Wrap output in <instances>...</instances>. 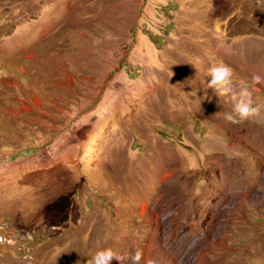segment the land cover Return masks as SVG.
Instances as JSON below:
<instances>
[{"label":"rangeland","instance_id":"rangeland-1","mask_svg":"<svg viewBox=\"0 0 264 264\" xmlns=\"http://www.w3.org/2000/svg\"><path fill=\"white\" fill-rule=\"evenodd\" d=\"M219 64L261 117L226 121ZM254 73L264 0H0V264H264Z\"/></svg>","mask_w":264,"mask_h":264},{"label":"clouds","instance_id":"clouds-1","mask_svg":"<svg viewBox=\"0 0 264 264\" xmlns=\"http://www.w3.org/2000/svg\"><path fill=\"white\" fill-rule=\"evenodd\" d=\"M208 75L210 79L207 88L211 89L212 93L218 98L228 97L233 104L232 111L225 114L226 121L231 124H241L262 116L261 106L254 105L252 94L247 87L241 88L239 92L235 90L232 80L233 70L228 65H213L208 69ZM251 81L253 86L264 85V77L255 73L252 75ZM28 238L31 239V236ZM0 244L14 246L16 241L0 236ZM24 259L30 264L33 258L30 255H25ZM113 260L118 261L119 264H126V261L129 260H131V264H141L144 257L140 249L132 254L127 252L121 254L111 248H105L96 251L89 264H112ZM144 264H155V261L149 259L144 261Z\"/></svg>","mask_w":264,"mask_h":264},{"label":"bare ground","instance_id":"bare-ground-1","mask_svg":"<svg viewBox=\"0 0 264 264\" xmlns=\"http://www.w3.org/2000/svg\"><path fill=\"white\" fill-rule=\"evenodd\" d=\"M146 206H147L146 204H144V205H143V209H142V211H143V212L145 211V207H146ZM224 236H225V235H224ZM219 247H220V245H219ZM219 247H218V248H219ZM207 252H208V250H207ZM201 254H202V256H206V255H207V253H206V251H205V250H204V251H202V253H201Z\"/></svg>","mask_w":264,"mask_h":264}]
</instances>
